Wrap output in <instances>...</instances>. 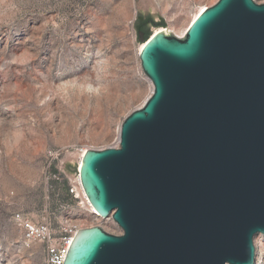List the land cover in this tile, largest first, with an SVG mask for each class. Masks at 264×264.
<instances>
[{
    "label": "water",
    "instance_id": "95a60500",
    "mask_svg": "<svg viewBox=\"0 0 264 264\" xmlns=\"http://www.w3.org/2000/svg\"><path fill=\"white\" fill-rule=\"evenodd\" d=\"M139 52L153 90L79 167L95 213L63 264H255L264 235V2L218 0Z\"/></svg>",
    "mask_w": 264,
    "mask_h": 264
},
{
    "label": "rangeland",
    "instance_id": "374dc122",
    "mask_svg": "<svg viewBox=\"0 0 264 264\" xmlns=\"http://www.w3.org/2000/svg\"><path fill=\"white\" fill-rule=\"evenodd\" d=\"M217 1L0 0V264H46L16 214L90 225V209L68 195L79 176L68 155L117 146L124 119L151 95L139 18L183 36L198 8ZM103 225L119 232L111 219ZM254 244L264 264V235Z\"/></svg>",
    "mask_w": 264,
    "mask_h": 264
},
{
    "label": "built area",
    "instance_id": "2783aa9c",
    "mask_svg": "<svg viewBox=\"0 0 264 264\" xmlns=\"http://www.w3.org/2000/svg\"><path fill=\"white\" fill-rule=\"evenodd\" d=\"M68 195L75 196L76 199L80 200L81 205H83L82 207L85 210L88 209L82 197L83 189L81 183L70 185ZM91 214L93 219L90 225L70 221L58 228H53L49 223L35 221L33 218H25L21 214H16L14 219L23 231V239L27 247L35 243L43 244L46 264H63L70 244L78 229L95 225L104 227L103 224L106 220L99 217L96 213L95 216L93 213Z\"/></svg>",
    "mask_w": 264,
    "mask_h": 264
},
{
    "label": "bare ground",
    "instance_id": "6f19581e",
    "mask_svg": "<svg viewBox=\"0 0 264 264\" xmlns=\"http://www.w3.org/2000/svg\"><path fill=\"white\" fill-rule=\"evenodd\" d=\"M149 1V0H148ZM152 2H153V0H151ZM155 2V1H154ZM152 4H155V3H152ZM156 5V4H155ZM156 6H158L159 7V4H157ZM207 7L206 6H204V7H200V8H198V10H197V12L195 13V16L193 17V19H192V21H194L197 17H198V15L203 11V10H205ZM189 26V25H188ZM188 28V27H187ZM186 28V29H187ZM160 30H162V29H159V30H157L156 31V33L158 32V31H160ZM184 36V35H183ZM180 37H182V36H180ZM143 46L144 45H142V44H140V46H139V50H141L142 48H143ZM142 107V106H141ZM140 108V107H139ZM119 145V142H118V144H117V146ZM116 145H114V147H117ZM85 152H86V149H79L78 151H76V152H73V153H70L69 155H68V157L70 158H76V159H78V166L81 164V160H82V157H83V155L85 154ZM76 179V178H75ZM77 183H81L80 182V179H79V176L77 175ZM75 181V182H76ZM83 189V188H82ZM82 197H83V200H84V202H85V204H86V206H88V208L90 209V211L94 214V216H95V211H94V209L92 208V206H91V204H90V202H89V200H88V198H87V196H86V194H85V192H84V190H83V195H82ZM103 219V218H102ZM110 218H108V219H104V220H109Z\"/></svg>",
    "mask_w": 264,
    "mask_h": 264
},
{
    "label": "flooded vegetation",
    "instance_id": "af4514ba",
    "mask_svg": "<svg viewBox=\"0 0 264 264\" xmlns=\"http://www.w3.org/2000/svg\"><path fill=\"white\" fill-rule=\"evenodd\" d=\"M143 20L145 21L143 22ZM161 21L162 20H156L154 17L150 16L138 21L137 24L140 27V31L144 33V37L148 38L151 34L156 33V31L159 30L158 28L163 27V25H159Z\"/></svg>",
    "mask_w": 264,
    "mask_h": 264
},
{
    "label": "trees",
    "instance_id": "16d2710c",
    "mask_svg": "<svg viewBox=\"0 0 264 264\" xmlns=\"http://www.w3.org/2000/svg\"><path fill=\"white\" fill-rule=\"evenodd\" d=\"M140 20H142V19H140L139 18V20L138 21H140ZM145 20H143V22H144ZM138 23V22H137ZM159 25H164V22L163 21H161L160 23H159ZM137 30H138V32L140 31V27L138 26V24H137ZM150 37V36H149ZM148 37V38H149Z\"/></svg>",
    "mask_w": 264,
    "mask_h": 264
}]
</instances>
